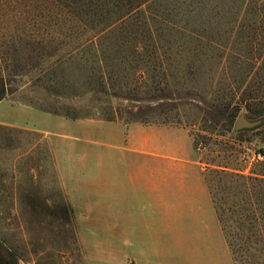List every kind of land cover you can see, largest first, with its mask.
Returning <instances> with one entry per match:
<instances>
[{"label": "rangeland", "instance_id": "obj_1", "mask_svg": "<svg viewBox=\"0 0 264 264\" xmlns=\"http://www.w3.org/2000/svg\"><path fill=\"white\" fill-rule=\"evenodd\" d=\"M209 1L210 30L231 37L226 40L230 47H206L202 62L172 63L164 79L168 84L159 83L163 74L153 78L154 72L148 71L136 94L140 101L111 99L123 110L114 120L129 123L132 118H146L148 122L143 123L181 129L182 134H189L205 172L228 168L264 173V160L259 159L264 148V83L259 87L255 75L241 79L246 64L237 58L241 47H231V35L241 22L236 9H254L257 14L242 22L253 21L264 14V0ZM222 4L224 16L220 18L213 6ZM19 48L30 55L32 47ZM259 65H264V56ZM10 87L17 90L8 94V99L35 106L53 117L45 121L48 132L0 124V245L17 255L18 264H109L108 260H94L95 232L100 231L92 220L95 164L90 160L77 163L82 157L110 155L111 129L94 121L109 120L94 111L81 112L88 102L85 98L60 99L62 104L79 109L77 117L44 109L39 103L47 93L42 87H33L32 75L11 81ZM120 95L127 96L125 91ZM18 109L5 102L0 105V118L20 117ZM29 115L33 120V110ZM241 115L254 125L236 128ZM83 167L85 172H79ZM78 175L89 188L71 187ZM79 191L86 194L78 195ZM85 221L89 226L80 225Z\"/></svg>", "mask_w": 264, "mask_h": 264}, {"label": "trees", "instance_id": "obj_2", "mask_svg": "<svg viewBox=\"0 0 264 264\" xmlns=\"http://www.w3.org/2000/svg\"><path fill=\"white\" fill-rule=\"evenodd\" d=\"M211 6L209 0H0V101L17 90L11 81L32 75L33 87L47 93L39 103L46 110L77 117L79 109L60 99L85 98L81 112L120 118L123 110L111 99L140 101L148 71L163 74L165 83L172 63L202 62L206 47H230L231 37L210 30ZM223 6H213L220 18ZM235 14L241 22L231 47L240 44L237 58L246 63L241 79L255 75L262 87L264 14L248 22L243 18L251 20L254 9L238 7ZM19 47H32L30 55ZM133 121L148 122L127 120ZM205 173L234 263L264 264V173ZM0 264H18V257L0 245Z\"/></svg>", "mask_w": 264, "mask_h": 264}, {"label": "crops", "instance_id": "obj_3", "mask_svg": "<svg viewBox=\"0 0 264 264\" xmlns=\"http://www.w3.org/2000/svg\"><path fill=\"white\" fill-rule=\"evenodd\" d=\"M5 102L9 108H20L21 116L0 118V124L49 131L45 121L53 117L51 113L8 97L0 105ZM94 121L111 129L110 155L77 159L79 164L87 160L95 164L92 220L100 231L95 232L94 260H108L109 264H235L205 168L194 154L189 134L139 121ZM83 179L78 175L71 187L89 188L84 187ZM80 225L89 226L86 221Z\"/></svg>", "mask_w": 264, "mask_h": 264}, {"label": "water", "instance_id": "obj_4", "mask_svg": "<svg viewBox=\"0 0 264 264\" xmlns=\"http://www.w3.org/2000/svg\"><path fill=\"white\" fill-rule=\"evenodd\" d=\"M254 125L253 122L248 121L244 115H241L240 118L237 121L236 128H241L244 126H251Z\"/></svg>", "mask_w": 264, "mask_h": 264}, {"label": "built area", "instance_id": "obj_5", "mask_svg": "<svg viewBox=\"0 0 264 264\" xmlns=\"http://www.w3.org/2000/svg\"><path fill=\"white\" fill-rule=\"evenodd\" d=\"M259 157H260V158H264V154H260Z\"/></svg>", "mask_w": 264, "mask_h": 264}]
</instances>
